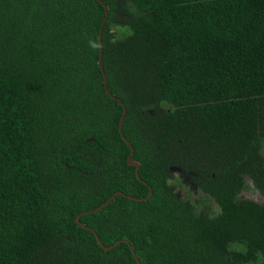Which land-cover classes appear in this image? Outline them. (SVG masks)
I'll list each match as a JSON object with an SVG mask.
<instances>
[{
    "label": "trees",
    "instance_id": "trees-1",
    "mask_svg": "<svg viewBox=\"0 0 264 264\" xmlns=\"http://www.w3.org/2000/svg\"><path fill=\"white\" fill-rule=\"evenodd\" d=\"M101 1L150 196L102 4L0 0V264H135L117 190L139 264H264V0Z\"/></svg>",
    "mask_w": 264,
    "mask_h": 264
},
{
    "label": "water",
    "instance_id": "water-1",
    "mask_svg": "<svg viewBox=\"0 0 264 264\" xmlns=\"http://www.w3.org/2000/svg\"><path fill=\"white\" fill-rule=\"evenodd\" d=\"M96 1L99 2V3H101L102 6H103V18H102V21H101V23H100V26H99V29H98V32H97V58H96V63H97V66H98V69H99V72H100V75H101L102 88H103L104 93H105L108 97L114 99V100L120 105V107H121V112H120V115H119L118 120H117V132H118L119 137H120V138H121V139L127 144V146H128V153H127V156H126L125 159H126L127 164L133 166V173H134L135 178H136L137 180H139V181L145 183L144 181H142V180L139 178V175H138V172H137L138 167H139V163H138L137 161L131 159V154H132V151H133V150H132V146H131V144L128 142V140L124 137V135L122 134L121 129H120V127H121V122H122L123 116H124V114H125V106H124V104L120 101V99H119L118 97H116L115 95H113L112 93H110V91L108 90V88H107V86H106V76H105V73H104V71H103V67H102V63H101V50H102V45H101L100 37H101V28H102L103 23H104V21L106 20V16H107V8H106V6L102 3L101 0H96ZM145 184H146V183H145ZM146 186H147V193H146V196L144 197V199L147 198V197H149V196H150V193H151V189H150L149 185L146 184ZM116 195L125 196V197H127L128 199H131V200H137V201L143 199V198L133 197V196H131V195H128V194L122 193V192H120V191L117 190V191H114V192H113V193H112V194H111L106 200H104L101 204H99V205L96 206L95 208H92V209H89V210H84V211L79 212V213L74 217V222H75L76 225H78V226H80V227H82V228H85V229L89 230V231L92 233V235H93V237H94L96 243H97V244H98L103 250L111 249L114 245H116V244L119 243V242H124V243H126V244L128 245V248H129L130 253H131V255H132L133 259H134L135 264H139V261L137 260L135 254H134V252H133V249H132L131 245L128 243L127 240H125V239H118V240L114 241L112 244H110V245H108V246H104V245H102L101 242L99 241V239H98L96 233L94 232V230H93L92 228H90L89 226L84 225L83 223H81V222L78 220V217H79L81 214L86 213V212H94V211L99 210L101 207H103L104 205H106V204H107V203H108V202H109L114 196H116Z\"/></svg>",
    "mask_w": 264,
    "mask_h": 264
},
{
    "label": "rangeland",
    "instance_id": "rangeland-1",
    "mask_svg": "<svg viewBox=\"0 0 264 264\" xmlns=\"http://www.w3.org/2000/svg\"><path fill=\"white\" fill-rule=\"evenodd\" d=\"M260 151L262 157L264 158V141L262 142ZM170 172L171 176L169 178V182L177 197L184 198L188 202H195L198 199H201L199 204H197L194 208L196 212H216L217 209L215 203L210 198L202 194V192L190 182V180L185 174H182L177 168H171ZM243 180L245 182L246 187L241 189L238 192V195L251 199L258 203H264L263 197L253 187L247 175L243 176Z\"/></svg>",
    "mask_w": 264,
    "mask_h": 264
}]
</instances>
